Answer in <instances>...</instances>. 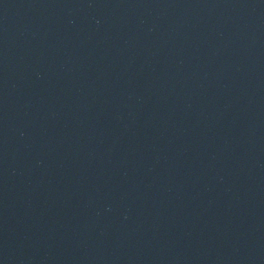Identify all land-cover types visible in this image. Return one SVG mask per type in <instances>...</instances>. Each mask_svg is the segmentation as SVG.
<instances>
[{
  "label": "water",
  "instance_id": "1",
  "mask_svg": "<svg viewBox=\"0 0 264 264\" xmlns=\"http://www.w3.org/2000/svg\"><path fill=\"white\" fill-rule=\"evenodd\" d=\"M0 264H264V0H0Z\"/></svg>",
  "mask_w": 264,
  "mask_h": 264
}]
</instances>
